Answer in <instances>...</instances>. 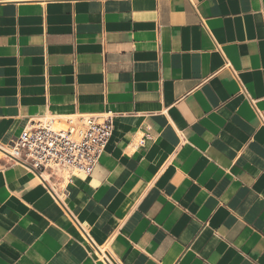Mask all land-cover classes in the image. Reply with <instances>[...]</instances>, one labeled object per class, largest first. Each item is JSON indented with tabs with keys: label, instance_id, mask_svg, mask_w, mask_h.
Returning a JSON list of instances; mask_svg holds the SVG:
<instances>
[{
	"label": "crops",
	"instance_id": "1",
	"mask_svg": "<svg viewBox=\"0 0 264 264\" xmlns=\"http://www.w3.org/2000/svg\"><path fill=\"white\" fill-rule=\"evenodd\" d=\"M113 116L91 176L5 158ZM264 0H0V264H264Z\"/></svg>",
	"mask_w": 264,
	"mask_h": 264
},
{
	"label": "built area",
	"instance_id": "2",
	"mask_svg": "<svg viewBox=\"0 0 264 264\" xmlns=\"http://www.w3.org/2000/svg\"><path fill=\"white\" fill-rule=\"evenodd\" d=\"M55 122H32L2 155L42 180L91 176L113 135V116H82L65 128Z\"/></svg>",
	"mask_w": 264,
	"mask_h": 264
}]
</instances>
